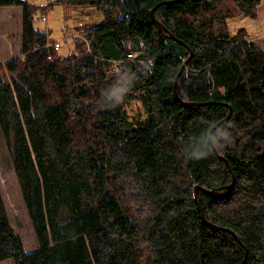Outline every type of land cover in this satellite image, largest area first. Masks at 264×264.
<instances>
[{"label":"trees","instance_id":"16d2710c","mask_svg":"<svg viewBox=\"0 0 264 264\" xmlns=\"http://www.w3.org/2000/svg\"><path fill=\"white\" fill-rule=\"evenodd\" d=\"M232 1L252 21L262 0ZM219 2L0 0L22 8L0 130L37 241L24 248L0 194V261L264 264V50ZM54 3L103 16L67 54L34 25Z\"/></svg>","mask_w":264,"mask_h":264},{"label":"rangeland","instance_id":"374dc122","mask_svg":"<svg viewBox=\"0 0 264 264\" xmlns=\"http://www.w3.org/2000/svg\"><path fill=\"white\" fill-rule=\"evenodd\" d=\"M38 6H44L55 0H27ZM222 10L233 15L228 21L229 29L234 32L240 25L249 22L243 16L232 0H220ZM21 10L20 6H0V61L16 56L21 50ZM35 27L48 31V40L58 46L61 54L70 53L73 49L72 38L77 36L83 25H94L103 19L102 13L95 7L82 5H67L54 3L49 5L44 14L36 12ZM248 21V22H247ZM248 37L256 32L248 29ZM20 49V50H19ZM123 108L130 120H140L147 117L139 93L123 102ZM0 194L14 232L20 237L27 251L36 249L37 241L30 221L20 187L15 176L5 139L0 130ZM0 264H15L12 259L0 261Z\"/></svg>","mask_w":264,"mask_h":264},{"label":"crops","instance_id":"0c3cea01","mask_svg":"<svg viewBox=\"0 0 264 264\" xmlns=\"http://www.w3.org/2000/svg\"><path fill=\"white\" fill-rule=\"evenodd\" d=\"M250 27L253 28L256 33L253 36L249 35L248 40L255 42L264 50V0H262L257 7L256 17L247 23V31ZM18 54L19 53H17V55Z\"/></svg>","mask_w":264,"mask_h":264},{"label":"water","instance_id":"95a60500","mask_svg":"<svg viewBox=\"0 0 264 264\" xmlns=\"http://www.w3.org/2000/svg\"><path fill=\"white\" fill-rule=\"evenodd\" d=\"M153 10H151V12H152ZM156 23H158V21H155ZM184 65H185V63L183 64V66H182V68L184 67ZM182 68H181V70H182ZM184 104H187V102H183ZM197 186L196 187H194V190H193V194H194V197H195V200H196V196H197ZM197 202V201H196ZM246 254H247V250L245 251V256H246ZM244 261H245V257H244V259H243V261H242V263H244Z\"/></svg>","mask_w":264,"mask_h":264},{"label":"clouds","instance_id":"9594fccd","mask_svg":"<svg viewBox=\"0 0 264 264\" xmlns=\"http://www.w3.org/2000/svg\"><path fill=\"white\" fill-rule=\"evenodd\" d=\"M197 159H199V156L197 157Z\"/></svg>","mask_w":264,"mask_h":264}]
</instances>
